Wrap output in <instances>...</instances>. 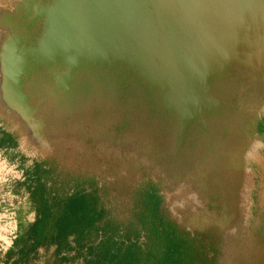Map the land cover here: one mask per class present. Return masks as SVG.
<instances>
[{
	"label": "flooded vegetation",
	"instance_id": "1",
	"mask_svg": "<svg viewBox=\"0 0 264 264\" xmlns=\"http://www.w3.org/2000/svg\"><path fill=\"white\" fill-rule=\"evenodd\" d=\"M32 5L0 0V79L42 36L22 18ZM56 90V68L25 79L29 123L0 105V150L22 170L34 217L20 212L14 242L45 219L52 235L37 253L51 245L54 264H264L260 155L247 137L260 134L257 110L229 122L224 143L212 123L177 148V127L147 132L134 110L98 98L59 107Z\"/></svg>",
	"mask_w": 264,
	"mask_h": 264
},
{
	"label": "water",
	"instance_id": "2",
	"mask_svg": "<svg viewBox=\"0 0 264 264\" xmlns=\"http://www.w3.org/2000/svg\"><path fill=\"white\" fill-rule=\"evenodd\" d=\"M26 10L42 36L22 49L12 80L0 79L1 106L29 123L23 83L56 68L59 107L98 98L134 110L147 132L177 127V148L212 123L224 143L227 124L257 110L260 134L247 137L259 149L264 205V0H33Z\"/></svg>",
	"mask_w": 264,
	"mask_h": 264
},
{
	"label": "rangeland",
	"instance_id": "3",
	"mask_svg": "<svg viewBox=\"0 0 264 264\" xmlns=\"http://www.w3.org/2000/svg\"><path fill=\"white\" fill-rule=\"evenodd\" d=\"M21 173L22 170L17 169L12 160L0 150V264H11L13 261H7V251L14 242L17 228L19 231L20 212L27 221L34 218L31 215L28 192L19 185ZM28 225L27 223L26 226L29 227ZM42 250L33 254L27 264H54L52 246L48 245ZM75 262L74 264H80L77 263L78 260Z\"/></svg>",
	"mask_w": 264,
	"mask_h": 264
},
{
	"label": "trees",
	"instance_id": "4",
	"mask_svg": "<svg viewBox=\"0 0 264 264\" xmlns=\"http://www.w3.org/2000/svg\"><path fill=\"white\" fill-rule=\"evenodd\" d=\"M47 222L48 221L45 219H40L38 223L26 233L27 237L25 232H22L14 242L13 246L7 251V261L11 258L17 257L12 264H27L30 261L32 254H36L39 251V247L43 245L46 240H49V237L52 235ZM66 222V220L65 223L63 221V228ZM29 235L33 236V242H31ZM57 258L60 263L66 259V257L61 254L57 255ZM162 264H173V262H168V259L166 258Z\"/></svg>",
	"mask_w": 264,
	"mask_h": 264
}]
</instances>
